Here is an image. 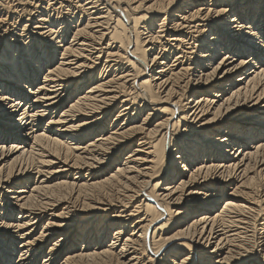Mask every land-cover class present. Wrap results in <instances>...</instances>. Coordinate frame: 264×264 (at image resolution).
I'll return each instance as SVG.
<instances>
[{"label":"bare ground","instance_id":"1","mask_svg":"<svg viewBox=\"0 0 264 264\" xmlns=\"http://www.w3.org/2000/svg\"><path fill=\"white\" fill-rule=\"evenodd\" d=\"M0 264H264V0H0Z\"/></svg>","mask_w":264,"mask_h":264},{"label":"rangeland","instance_id":"2","mask_svg":"<svg viewBox=\"0 0 264 264\" xmlns=\"http://www.w3.org/2000/svg\"><path fill=\"white\" fill-rule=\"evenodd\" d=\"M9 59H13L12 57H10ZM16 117V116H15ZM17 118V117H16ZM43 128V125H42ZM237 149V147H234V150H232V153Z\"/></svg>","mask_w":264,"mask_h":264},{"label":"snow or ice","instance_id":"3","mask_svg":"<svg viewBox=\"0 0 264 264\" xmlns=\"http://www.w3.org/2000/svg\"><path fill=\"white\" fill-rule=\"evenodd\" d=\"M7 7L11 8V5H7ZM61 215H63V213Z\"/></svg>","mask_w":264,"mask_h":264}]
</instances>
